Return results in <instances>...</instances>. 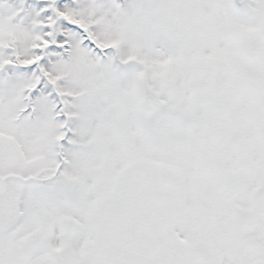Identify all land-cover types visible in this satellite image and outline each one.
Listing matches in <instances>:
<instances>
[{
    "label": "snow or ice",
    "instance_id": "obj_1",
    "mask_svg": "<svg viewBox=\"0 0 264 264\" xmlns=\"http://www.w3.org/2000/svg\"><path fill=\"white\" fill-rule=\"evenodd\" d=\"M0 264H264V0H0Z\"/></svg>",
    "mask_w": 264,
    "mask_h": 264
}]
</instances>
